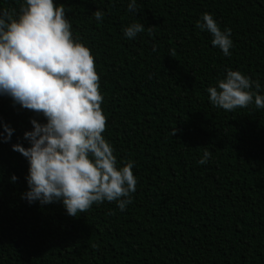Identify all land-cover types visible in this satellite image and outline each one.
<instances>
[{
    "label": "trees",
    "instance_id": "1",
    "mask_svg": "<svg viewBox=\"0 0 264 264\" xmlns=\"http://www.w3.org/2000/svg\"><path fill=\"white\" fill-rule=\"evenodd\" d=\"M54 3L94 57L102 135L118 168L133 162L136 191L124 211L105 201L76 217L23 199L29 162L11 146L30 147V119L46 120L0 95V264H264V109L225 111L207 92L232 69L264 95V0H136V13L129 0ZM206 12L231 29L230 56L196 26ZM133 23L145 30L130 39Z\"/></svg>",
    "mask_w": 264,
    "mask_h": 264
},
{
    "label": "clouds",
    "instance_id": "2",
    "mask_svg": "<svg viewBox=\"0 0 264 264\" xmlns=\"http://www.w3.org/2000/svg\"><path fill=\"white\" fill-rule=\"evenodd\" d=\"M128 9L138 12L136 0H129ZM93 15L102 21L105 14L96 10ZM202 21L196 26L208 31L212 45L230 56L231 29L221 30L207 12ZM144 30L143 23H133L124 35L134 39ZM99 81L90 49L79 38L73 39L63 4L24 0L15 15L14 10L0 11V95L46 120L30 119L32 130L23 134L30 147L11 146L29 162L28 190L22 196L29 203L60 201L72 217L105 201L116 202L121 211L131 203L137 185L134 164L129 160L118 168L114 149L102 135L107 118ZM260 87L259 81L227 69L226 76L207 92L210 103L225 111L253 103L256 109H264ZM2 126L8 142L14 130ZM209 157L205 149L198 163L205 164ZM16 180L12 175L11 181Z\"/></svg>",
    "mask_w": 264,
    "mask_h": 264
}]
</instances>
